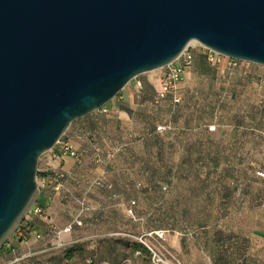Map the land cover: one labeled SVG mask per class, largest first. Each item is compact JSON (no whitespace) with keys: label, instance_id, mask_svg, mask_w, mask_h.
Instances as JSON below:
<instances>
[{"label":"rangeland","instance_id":"1","mask_svg":"<svg viewBox=\"0 0 264 264\" xmlns=\"http://www.w3.org/2000/svg\"><path fill=\"white\" fill-rule=\"evenodd\" d=\"M192 54L177 106L168 99L151 103L158 68L130 80L105 111L70 123L79 124L85 162L64 177L72 193L55 190L62 208L52 221L71 225L73 240L61 248L47 244V256L34 264H152L148 250L132 243L153 230L164 231L183 264H240L249 249L246 236L236 233L252 226L250 213L264 212V66L210 59L197 44ZM157 124L170 128L153 133ZM91 137L101 161L93 159ZM97 178L112 186L91 185ZM131 199L132 214L126 211ZM28 250L20 244L0 252L11 264H24L31 262L22 257Z\"/></svg>","mask_w":264,"mask_h":264},{"label":"water","instance_id":"2","mask_svg":"<svg viewBox=\"0 0 264 264\" xmlns=\"http://www.w3.org/2000/svg\"><path fill=\"white\" fill-rule=\"evenodd\" d=\"M192 40L264 66V0H0V248L70 123Z\"/></svg>","mask_w":264,"mask_h":264},{"label":"built area","instance_id":"3","mask_svg":"<svg viewBox=\"0 0 264 264\" xmlns=\"http://www.w3.org/2000/svg\"><path fill=\"white\" fill-rule=\"evenodd\" d=\"M195 44L200 45L195 40L190 41L179 52L173 61L160 68L161 73L156 80L155 93L151 99L152 104L156 105L162 99H168L172 107H175L181 102L183 98V90L180 87V83L184 80L186 70L192 61V47ZM200 46L205 50V53L210 59L213 58V55H220L202 45ZM193 94H197V91H193ZM98 111H105V106L98 109ZM167 128L169 129L170 126L165 124H157L155 125L152 132L158 133L166 130ZM207 128L208 130H214L215 126L208 125ZM91 140L90 151L93 159L95 162L101 161L100 148L98 145H96L97 143L95 138H91ZM116 150V148H113L111 151L107 152L106 157L110 158L116 152ZM85 154L86 152L75 146L72 141L61 137L52 148L43 153L44 161L41 165V168L39 167L38 170L47 174L52 172L51 177H49L48 180H51V182L54 183L55 189H60L63 185V180L65 177V171L62 168V163L69 158L72 159L76 164H80L83 162ZM43 183L44 180L40 176L39 182L37 180L38 188ZM91 185L105 186L107 188L112 186L111 183H107L105 185L99 178L93 179ZM162 189H166V187L163 185ZM134 205L135 200H129L126 206V211L132 214ZM38 218H40L41 225H43V232L32 229L33 221ZM73 222L75 224H81L80 219H77V217L73 219ZM69 229L70 226L60 228L55 225L52 219L45 212L43 206L35 202L28 210L23 220L15 228L11 236L3 243L1 248L3 250H11L15 242H26L30 236H33L35 239H40L44 236H47L48 241L53 247L61 248L68 243L62 240V233L63 231ZM135 239L148 250L152 264H183L177 255H175L167 247L165 242L166 234L163 230L145 231L138 237H135ZM29 255L30 254L27 253L25 256Z\"/></svg>","mask_w":264,"mask_h":264},{"label":"crops","instance_id":"4","mask_svg":"<svg viewBox=\"0 0 264 264\" xmlns=\"http://www.w3.org/2000/svg\"><path fill=\"white\" fill-rule=\"evenodd\" d=\"M121 97V96H120ZM79 124H75L74 126H68L67 130L64 133V138L69 139L72 141V143L79 147L80 149H84V147L81 146L79 139H78V132H79ZM90 144V143H89ZM90 148V147H89ZM85 162V159L82 163L76 164L72 159H66L62 163V168L65 171V176H74L78 171V168H80L79 165H82ZM78 176V175H77ZM44 180V183L39 186V194H38V201L45 209V212L47 215L53 220L57 217V212L60 211L62 208L61 203L59 201V195L58 191H67L72 193L71 189L69 188V184L67 183V179L63 181V185L60 189H55L53 185H50V181L48 180V177L41 176ZM72 178V177H71ZM54 184V183H53ZM250 216L253 219V223L251 227H248L246 229H241L243 232L241 234L236 233L237 239H240V236H246V245L248 246V251L244 254V257L239 260L240 264H264V212L256 211L254 213H250ZM40 218L35 219L32 224V229L35 231L43 232V228L40 224ZM69 226L68 224H65L64 227ZM72 230L71 225L69 230H65L62 233V240L65 242L72 241ZM50 242L47 239V236H44L40 239H35L33 236H30L29 239L26 242H15L14 245H22L29 246L28 253L30 254L28 258L31 260L25 261L24 264H34V261L39 260L41 256H47V250L49 249L47 244ZM51 247V246H50ZM44 252V253H43ZM44 255H43V254ZM11 254V253H8ZM27 254V253H26ZM26 254H23L25 256ZM4 252H0V264H11L10 261L4 259ZM34 259H31V258ZM45 258V257H44ZM42 264H48L47 259H43Z\"/></svg>","mask_w":264,"mask_h":264},{"label":"trees","instance_id":"5","mask_svg":"<svg viewBox=\"0 0 264 264\" xmlns=\"http://www.w3.org/2000/svg\"><path fill=\"white\" fill-rule=\"evenodd\" d=\"M61 137H63V136H61ZM91 138H94V137H91ZM95 140H96V139H95ZM197 142H198V143L200 144V146H201V144H202L201 141L198 140ZM96 143H97V142H96ZM199 148H200V147H199ZM198 153H199V154H198V156L196 157V159L198 160V162H200V155H201L200 153H201V150H199ZM51 173H52V172H49V173L47 174V173H44V172H41V171L38 170V175H39V176H44V177H48V178H49V177H51ZM63 181H64V180H63ZM132 245H133V247H135V248L146 249L142 244H140V243H138V242H134V243H132ZM0 249H1V248H0Z\"/></svg>","mask_w":264,"mask_h":264}]
</instances>
